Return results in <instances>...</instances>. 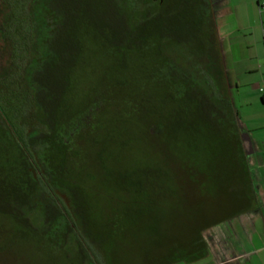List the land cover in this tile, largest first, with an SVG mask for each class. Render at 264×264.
Masks as SVG:
<instances>
[{
    "label": "trees",
    "instance_id": "obj_1",
    "mask_svg": "<svg viewBox=\"0 0 264 264\" xmlns=\"http://www.w3.org/2000/svg\"><path fill=\"white\" fill-rule=\"evenodd\" d=\"M134 1L9 3L13 12L0 30L6 40L2 53L11 50V64L0 65V218L9 228L0 224L6 239L0 250L31 249L25 264L94 262L97 239L87 193L96 184L129 182L134 136L145 135L147 121L193 119L200 111L203 116L211 112L216 91H223L215 1L211 23L206 0H140L145 8L156 6L154 14L132 8ZM85 37L105 39L107 52L121 55L116 64L124 69L131 49L148 57L155 47L158 88L138 95L122 88L78 90ZM180 48L191 53L190 66L174 58ZM128 96L137 101L133 112L122 106Z\"/></svg>",
    "mask_w": 264,
    "mask_h": 264
},
{
    "label": "crops",
    "instance_id": "obj_2",
    "mask_svg": "<svg viewBox=\"0 0 264 264\" xmlns=\"http://www.w3.org/2000/svg\"><path fill=\"white\" fill-rule=\"evenodd\" d=\"M251 6L238 58L218 28L225 79L211 112L147 121L129 182L86 195L94 262L65 264H264V10Z\"/></svg>",
    "mask_w": 264,
    "mask_h": 264
},
{
    "label": "rangeland",
    "instance_id": "obj_3",
    "mask_svg": "<svg viewBox=\"0 0 264 264\" xmlns=\"http://www.w3.org/2000/svg\"><path fill=\"white\" fill-rule=\"evenodd\" d=\"M11 0H0V30L1 28L6 25L5 18L6 16L11 15L13 10H9V3ZM21 1V0H20ZM215 1V19L219 28V33L223 37V45L225 51L228 53L230 52V56L232 58H238L240 55V44L241 42L246 40V31L244 29V25H246V13L251 12L253 6H251V0H214ZM22 1L21 3H23ZM26 4L24 2L25 7H21L22 18L24 20L26 16ZM9 6V7H8ZM23 6V4L21 5ZM132 8L136 9H144V4L140 0H136L131 4ZM24 8L26 10H24ZM232 9V12L225 14L226 9ZM23 9V10H22ZM147 13H158L159 9L154 7L145 8ZM4 13H1L3 12ZM137 20V17L134 18ZM135 20V21H136ZM27 23H23V27L26 28ZM84 45L86 49V53L83 62L82 69L78 70L77 77L81 75L79 78L78 84L76 88L82 91L89 92L90 88H95L97 91H115L119 90L120 88L126 90L128 95H138L142 92L146 94L151 90H156L158 88V80L157 77L154 75L156 73L154 63L160 57L157 54L156 48H152L150 50L149 56L145 57L143 55L138 54L137 49H131L133 53L129 58V67L124 69L121 64H116V62L120 63L122 59L121 55L116 53L107 51H111L108 47H104L105 39H97V41H92L90 38L85 37L83 38ZM6 40L2 37V32H0V65L5 66L10 63L11 57L10 52L11 50H7L8 52L3 54L2 51L5 49ZM107 46V45H106ZM228 49V50H227ZM127 49H124L126 51ZM130 51V50H128ZM174 58L177 62L181 63L183 66H187L189 61L187 57H191V53H189L188 49L180 48L173 52ZM172 55V56H173ZM134 56V57H133ZM146 61L150 62V65L146 67L144 63ZM237 61V60H234ZM144 64V65H143ZM142 65V69L139 66ZM230 66H235V70L237 74L243 71L241 66H237L234 63H230ZM190 66V64H189ZM119 68V70H118ZM149 68V69H148ZM115 69V70H114ZM140 70V71H139ZM143 70V71H141ZM139 71V72H138ZM138 72V73H137ZM145 72V73H143ZM121 73V75H119ZM152 75L153 78H148L146 74ZM127 84L124 87L120 86L121 80H127ZM163 88V87H162ZM162 88H160L162 90ZM173 89V86H172ZM153 92V91H151ZM137 101H134L131 96L127 97L124 100L122 106L129 107V111L133 112L132 108L136 105ZM147 108V105H145ZM130 132V131H129ZM130 139V137H129ZM131 141V140H130ZM59 198L64 200L67 203L66 198L64 195L58 194ZM4 224V229L9 228V224L6 220L0 218V224ZM4 231L0 230V244L6 242L4 237ZM0 264H25V253L30 254L32 252L31 249L24 251L19 246L11 247L6 250H0ZM22 251V252H21ZM25 254V255H24Z\"/></svg>",
    "mask_w": 264,
    "mask_h": 264
},
{
    "label": "flooded vegetation",
    "instance_id": "obj_4",
    "mask_svg": "<svg viewBox=\"0 0 264 264\" xmlns=\"http://www.w3.org/2000/svg\"><path fill=\"white\" fill-rule=\"evenodd\" d=\"M154 2H162V0H154ZM204 5L206 6L207 9H209V16L207 17V22L209 21L210 23L212 22L213 18H212V0H206L203 2Z\"/></svg>",
    "mask_w": 264,
    "mask_h": 264
},
{
    "label": "built area",
    "instance_id": "obj_5",
    "mask_svg": "<svg viewBox=\"0 0 264 264\" xmlns=\"http://www.w3.org/2000/svg\"><path fill=\"white\" fill-rule=\"evenodd\" d=\"M259 5L262 10H264V0H259ZM261 93L264 95V84L260 88Z\"/></svg>",
    "mask_w": 264,
    "mask_h": 264
},
{
    "label": "water",
    "instance_id": "obj_6",
    "mask_svg": "<svg viewBox=\"0 0 264 264\" xmlns=\"http://www.w3.org/2000/svg\"><path fill=\"white\" fill-rule=\"evenodd\" d=\"M156 1V0H155Z\"/></svg>",
    "mask_w": 264,
    "mask_h": 264
}]
</instances>
